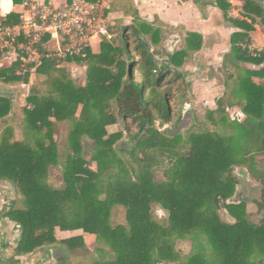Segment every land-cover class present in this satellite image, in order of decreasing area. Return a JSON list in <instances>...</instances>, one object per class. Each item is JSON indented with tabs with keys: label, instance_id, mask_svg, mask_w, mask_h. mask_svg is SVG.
<instances>
[{
	"label": "trees",
	"instance_id": "16d2710c",
	"mask_svg": "<svg viewBox=\"0 0 264 264\" xmlns=\"http://www.w3.org/2000/svg\"><path fill=\"white\" fill-rule=\"evenodd\" d=\"M85 1L95 4L100 0ZM239 1L243 3L242 20L228 17V0H215L224 21L241 30L231 35L230 51L222 58L220 72L225 83L218 102L226 109H239L243 119L231 121L221 109L218 122L224 130L220 133L191 131L184 138L152 126L157 120L169 121L173 94L167 80L162 82L168 72L155 69L139 40L140 82L134 83L130 73L131 86L124 90L128 66L122 59V48L119 51L113 39L101 40L100 52L89 64L82 86L70 78L64 62L42 61L35 71L45 76L47 92L26 98L22 110L25 139L0 138V180L11 182L21 197V206L8 213L23 232L19 250L57 243L58 229L93 235L108 248L97 250L107 256L106 260H94L88 254L92 257L88 264H264V217L251 219L243 202L226 204L236 183L232 168L239 166L261 186L260 210L264 212V165L259 162L264 158V50L253 57L241 46L249 44L250 24L256 19L264 29V9L254 0ZM6 22L17 23L18 17L10 14ZM132 34L149 37L155 46L160 42V31L147 25L133 29ZM201 45L200 34L187 33L185 48L170 56L171 65L180 68L189 53L198 52ZM85 55L91 56L89 49ZM82 60L69 58L66 62L80 64ZM133 66L131 62L129 68ZM16 67L0 70L4 84L28 82L29 74L16 75ZM171 74L175 82L177 74ZM131 96L137 107L128 113L141 112L134 119L140 127L148 119L151 124L136 149L126 156L115 149L123 133H108L107 127L117 123L113 102L126 103ZM10 109V101L0 97L2 125L8 123ZM63 128L68 130L67 148L61 154L55 134ZM28 138L33 139L32 145ZM84 139L92 143L89 161L85 159ZM164 164L165 180L156 181L153 172ZM53 169L59 172L60 186L49 183ZM153 205L168 213L166 226L154 220ZM119 208L125 211L121 223L114 218ZM220 209H225L235 224L221 222ZM177 239L190 241L186 257L176 251ZM61 243L70 254L87 250L82 235Z\"/></svg>",
	"mask_w": 264,
	"mask_h": 264
},
{
	"label": "rangeland",
	"instance_id": "374dc122",
	"mask_svg": "<svg viewBox=\"0 0 264 264\" xmlns=\"http://www.w3.org/2000/svg\"><path fill=\"white\" fill-rule=\"evenodd\" d=\"M234 9L238 8V5H240V2H237L236 0H232ZM61 0H57L54 2V5H57ZM231 5V4H230ZM243 6V4H241ZM259 5V4H258ZM241 6V9H242ZM231 5L230 9V15L231 16H237V13L233 12ZM228 15V14H227ZM229 16V15H228ZM242 17V16H241ZM237 20H242L241 18L237 17ZM144 19L148 20L147 17ZM116 20V26H111L110 27V32L112 35H116L115 38H113V42L116 48L120 51L121 47V42L119 39V34L122 32V28L124 27L123 25L126 23V20L119 15ZM247 23L250 24L249 19L246 20ZM261 24V23H260ZM259 24V20L256 19V22L254 24H250L253 27V31L255 27L257 26L258 28H263L262 25ZM262 26V27H261ZM151 27V26H149ZM152 28V27H151ZM182 28L178 29V31H181ZM264 30V29H263ZM238 31H241L238 29ZM252 31V32H253ZM251 33V32H250ZM249 33V34H250ZM182 40V45L185 46V39L186 36L184 37L182 33H179ZM184 37V38H183ZM162 38H166L165 36ZM167 39H170L167 37ZM122 40L125 42V44L128 47L129 53H130V61L126 60L125 55H123V60L127 64V75L131 73L133 75V80L134 83L138 84L140 82V71H139V66L142 63V59L139 56V52L136 48H138V42L135 38V36L132 34L131 31H126L123 35ZM94 49H97V43L94 41ZM184 49V48H183ZM151 53L156 59H163L164 56H166V51L165 49L160 46L157 48L151 47ZM96 55V52L91 53V56L88 58H85L82 60V64L78 66H82V68L77 67V65H72V66H66L65 68L68 71L70 78L76 83L77 86H82L85 84V75H86V70L89 66V64L94 62V56ZM186 60H184L183 64H185ZM218 73H220L223 82L225 83L224 76L220 72V65L222 62V59L219 58L218 60ZM133 63V69L129 68V65ZM172 67V66H171ZM183 67V68H182ZM189 68L193 71H195V65H194V60L193 56H189L187 59V63L185 66H181V72L182 73L180 76L177 75V80L175 82H172V79L174 78L173 74L169 71H165L164 69L160 71H165L168 72L166 75V79H163L162 82L164 84L165 80H167V88H171L173 98L170 99L169 101V106H170V118L168 122L160 121L157 120L155 123L152 125L155 129H157L160 132H165L168 129H176L177 125L182 121V119L185 118L187 114H191L192 117H189L188 122L191 120V123L189 124L190 127L186 128L182 133H180L184 138L189 132H196V131H213V132H222L224 130V126L218 122V111L221 109H224L226 115L228 116L229 120H242L243 115L241 114L240 110L237 108H225L222 106L218 100L221 97V93L218 92L219 89L215 90L216 87L218 86L217 82H212L210 86H207L206 89L199 88V89H194L187 91V84L185 80V74L184 71L185 69ZM243 68H249L253 69L254 67L251 65H242ZM257 68V67H255ZM80 69V70H79ZM32 72L27 73L29 74L28 82L26 84L24 83H17L15 87H9L11 88V91H13L16 95V108L12 111L11 109L9 110L8 115L6 118H9V121L6 125H2L0 122V138L3 137H10L13 141H22L25 139V132H24V127L22 126L23 124V116H22V109L26 106V98L30 96L31 94H38V95H44L46 94L47 91H45V88L43 87V82L45 80V76L40 74V73H33ZM26 74V75H27ZM126 77L124 78V82L128 83V86H131V77ZM24 76V75H23ZM173 77V78H172ZM189 78V77H188ZM257 81V80H256ZM130 83V84H129ZM169 83V84H168ZM178 88L181 89L180 92H178ZM208 90V91H206ZM178 92V93H177ZM113 113L116 116L117 123L115 125L107 127V132L108 133H114V132H122L123 137L122 139L116 143L115 149L120 150V152L123 155H129L131 147H133V144L130 143L132 142L131 140L133 137H135L139 132L141 127L138 126L137 121H134V119L138 118L139 115H141V112L133 115H127L124 117V115H121L120 117V109H119V104L118 102L114 101L113 102ZM155 116V113H153ZM178 118H180V121L177 123ZM23 127V128H22ZM8 129V131H7ZM9 132V133H7ZM68 130L67 128L61 129L57 134H55V137H57V143L59 147V152L62 154L67 148V143H66V134ZM31 138H28L29 144L32 145V140ZM83 147L85 151V159L89 161L90 157V141L84 139L83 140ZM138 158H142L141 154H138ZM260 164L264 165V158L259 159ZM92 169H95V164H90ZM166 169V165H161L155 168L153 172L154 179L156 181H164V170ZM233 175L235 177L241 178L237 176L238 172H240L242 167L239 166H234L233 168ZM245 170V169H244ZM246 171V170H245ZM247 172V171H246ZM249 176L246 178H242L248 183L256 185L257 179L254 177L252 174L247 172ZM251 177V178H250ZM248 179V180H247ZM255 179V180H253ZM50 184H54L55 186H60V175L57 169H53L50 172V179H49ZM256 192V191H255ZM15 194V192H14ZM17 194V195H16ZM15 194V207H20L21 203V197L19 194L16 192ZM259 193H252V198L251 196L243 197L241 201L247 199L249 201H246V211L247 214L250 216L251 219L258 221L260 218L264 217V212L261 213L260 210V203L262 202V196H258ZM234 197V196H233ZM259 197V198H258ZM151 212L153 215L154 220L162 226L167 225V212H165L159 205H153L151 208ZM260 212V213H259ZM125 215V211L121 208H119L116 212V220L118 223H121L123 221ZM67 233V234H66ZM83 236V239L86 243V251L75 253V254H70V264H88L89 261L92 260V257H88V254H91L94 256V260H106L107 256L102 254L101 252H97V250L101 251H108V248L104 246L103 244L99 243L96 241L95 236L89 235V234H83L81 231H67V232H62L59 231L58 229L55 230V237L56 239H62V238H67V237H72V236ZM175 249L179 253L181 257H186L190 250H191V243L189 240H181L177 239L175 240Z\"/></svg>",
	"mask_w": 264,
	"mask_h": 264
},
{
	"label": "built area",
	"instance_id": "2783aa9c",
	"mask_svg": "<svg viewBox=\"0 0 264 264\" xmlns=\"http://www.w3.org/2000/svg\"><path fill=\"white\" fill-rule=\"evenodd\" d=\"M23 12L17 23L0 16V64L17 65L16 75L33 72L44 59L66 62L85 57L94 39L111 41L110 25L100 6L72 0L54 7L38 0H22ZM253 57L263 51L241 45Z\"/></svg>",
	"mask_w": 264,
	"mask_h": 264
},
{
	"label": "crops",
	"instance_id": "0c3cea01",
	"mask_svg": "<svg viewBox=\"0 0 264 264\" xmlns=\"http://www.w3.org/2000/svg\"><path fill=\"white\" fill-rule=\"evenodd\" d=\"M38 1L45 2L46 4L52 5L54 7H62L69 3L68 0H61V2H59L57 5H54V2H56L57 0H38ZM236 1L240 2V5H238L237 9H234L233 1L228 0V2L233 6L232 7L233 12L235 10V12L237 13V16L236 15L231 16L229 14L230 12H228L229 15L228 17L233 19H238L237 17H239L243 19L241 17L242 14L241 4L243 3L242 1L239 0ZM96 4L102 8L110 27L116 26L115 19L118 18L119 15H121L124 18V20H126V23L123 25L124 27L122 28V31L124 28H126L128 31L132 32L133 29L139 28L140 25H147V26H151L153 29H158L160 31V42L156 46L151 43L149 37L143 35L141 36H143L146 39V41L149 42L151 47L157 48L162 46L165 49L166 56H164L163 59H168L170 58V55L172 53L175 54L176 52L185 48V46L182 45L183 39H181L179 33H182L184 37L189 32L195 33V31H193V24H196L198 22L210 23L212 22L213 17L217 14H219L222 18L221 31L227 37L228 40L227 46L224 48V50L217 51L218 59L219 58L222 59L224 55L229 53L231 47L230 44L231 35L235 32H240L238 31V29L233 28L229 23H226L224 21L222 13L215 7V0H100ZM22 12H23L22 0H20V2L18 3H14L13 0H0V16L6 17L10 14L18 15ZM136 15L138 19L137 21L135 20ZM145 17H147L148 20L144 19ZM180 28H182V30L178 31V29ZM164 36L166 38H162ZM115 37L116 35H113V38ZM167 37H169L170 39H167ZM249 38H250L249 46L255 49L264 50L263 28H258L256 26L254 31L249 34ZM101 40L102 39H94L92 41L91 47L89 48L91 53L96 52V55L99 54ZM136 40H138L137 37ZM94 41L97 43L96 50L94 49V44H93ZM183 44H184V40H183ZM196 53L197 52H193V53L191 52L189 53V56L194 57ZM188 58H185L186 63ZM83 59H85V57ZM186 63L183 64V66H185ZM81 64L82 62L80 63V65ZM65 65L66 66L77 65V67L82 68V66H78L79 64L74 62L71 63L64 62L63 64L64 68ZM9 68H11L9 60H4L0 64V70H5ZM172 68L181 70V68H175L173 66ZM253 69H258V68L254 67ZM35 72L36 71L34 70L31 73V75H33V73ZM254 81L257 83L259 80L254 79ZM18 84L17 83L4 84L0 80V86H3L10 90L11 88L9 87H15ZM12 93H13V97H4V96H0V97L6 98L10 101L11 110L13 111L16 108L17 98L13 91ZM256 185H258V182H256ZM67 238H64V240ZM35 255L28 256L26 259H31Z\"/></svg>",
	"mask_w": 264,
	"mask_h": 264
},
{
	"label": "water",
	"instance_id": "95a60500",
	"mask_svg": "<svg viewBox=\"0 0 264 264\" xmlns=\"http://www.w3.org/2000/svg\"><path fill=\"white\" fill-rule=\"evenodd\" d=\"M254 1L264 8V0H254ZM221 25H222V18L219 14L215 15L213 17L212 22L210 23L198 22L196 24H193V31H195V33L200 34L202 37V45H201V49L193 57L196 70L193 71L189 68H186L184 71V74L186 75L185 80L188 89L187 91H190L191 89L194 90L203 87L206 89V87L210 86L212 82L218 83V86L216 87L215 90L219 89L218 92L220 93L224 91V82L222 80L220 73H218L219 59L217 58V51L224 50V48L227 46L228 40L227 37L221 31ZM126 31L127 29L124 28L123 31L119 34V39L126 60L128 59L127 61H130L131 57L128 47L125 44V42L122 40L123 35ZM137 39L141 42V45L143 46L144 50L150 57L156 70L164 69L165 71L175 73L178 76L182 74L180 73L181 70L173 69L171 67L170 58L161 59V60L156 59L151 53V45L149 44L148 41H146V39L143 36L137 35ZM173 55L174 53H172L170 56ZM127 76L129 77V74ZM123 84L124 86L122 89L124 90L128 86V83L124 82ZM221 94H223V92ZM0 96L13 97V93L10 89L0 86ZM117 102L119 104V109L121 111L120 117L121 115H124V117L127 116L129 114L128 112H131V107L126 106L124 101L117 100ZM189 117H192V115L187 114L185 118L182 119V121L177 125L176 129H168L167 134L169 136H175L182 133L188 126L190 127L189 124L191 123V120L188 122ZM150 124H151V120L148 119L147 122L143 124V126L141 127L138 136L131 140L132 142L130 143L133 144V147H131L130 153L136 149L139 141L145 136ZM237 176L241 178H246L249 175L244 169H241L240 172H238ZM236 195L237 194H235L234 197H232L231 199L227 200L226 204H239L240 202L246 203V201L250 200V199L249 200L245 199L243 201L235 203L234 200L236 199ZM218 215L221 222L230 225L235 224V220L229 215V213L225 209H220L218 211ZM19 229L21 230L20 227Z\"/></svg>",
	"mask_w": 264,
	"mask_h": 264
},
{
	"label": "flooded vegetation",
	"instance_id": "af4514ba",
	"mask_svg": "<svg viewBox=\"0 0 264 264\" xmlns=\"http://www.w3.org/2000/svg\"><path fill=\"white\" fill-rule=\"evenodd\" d=\"M125 104L133 110L137 107L133 96ZM233 177L236 182L233 196L237 194L235 203L240 202L243 197L251 196L252 198V193L258 192V196L261 195L259 183L254 185L242 178L234 175ZM14 192L16 194L17 190L11 182L0 180V264H70V253L61 243L64 238L57 239L55 244L43 245L31 251L19 250L23 232L19 229L20 224L8 217V213L15 205ZM34 254L36 255L33 258L26 259Z\"/></svg>",
	"mask_w": 264,
	"mask_h": 264
}]
</instances>
